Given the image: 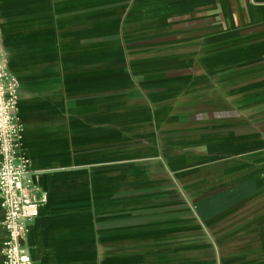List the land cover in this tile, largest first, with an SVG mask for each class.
<instances>
[{"label": "crops", "instance_id": "crops-1", "mask_svg": "<svg viewBox=\"0 0 264 264\" xmlns=\"http://www.w3.org/2000/svg\"><path fill=\"white\" fill-rule=\"evenodd\" d=\"M0 26L33 264H264V0H0Z\"/></svg>", "mask_w": 264, "mask_h": 264}, {"label": "built area", "instance_id": "built-area-1", "mask_svg": "<svg viewBox=\"0 0 264 264\" xmlns=\"http://www.w3.org/2000/svg\"><path fill=\"white\" fill-rule=\"evenodd\" d=\"M20 80L11 71L1 41L0 26V209L7 236L2 244L4 264H33L23 240L39 207L46 200L39 176L24 148V128L18 119Z\"/></svg>", "mask_w": 264, "mask_h": 264}, {"label": "bare ground", "instance_id": "bare-ground-1", "mask_svg": "<svg viewBox=\"0 0 264 264\" xmlns=\"http://www.w3.org/2000/svg\"><path fill=\"white\" fill-rule=\"evenodd\" d=\"M125 120V119H124ZM128 121V120H127ZM131 122V121H130ZM124 123V122H123ZM127 126V125H126Z\"/></svg>", "mask_w": 264, "mask_h": 264}]
</instances>
